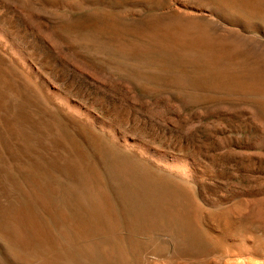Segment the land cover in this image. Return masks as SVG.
Instances as JSON below:
<instances>
[{"label":"rangeland","instance_id":"1","mask_svg":"<svg viewBox=\"0 0 264 264\" xmlns=\"http://www.w3.org/2000/svg\"><path fill=\"white\" fill-rule=\"evenodd\" d=\"M112 3L103 23L31 16L35 46L0 36V264L114 237L130 264H264V0ZM138 8L164 14L154 37L121 26Z\"/></svg>","mask_w":264,"mask_h":264},{"label":"water","instance_id":"2","mask_svg":"<svg viewBox=\"0 0 264 264\" xmlns=\"http://www.w3.org/2000/svg\"><path fill=\"white\" fill-rule=\"evenodd\" d=\"M74 6L66 5L67 11L58 16L55 6L50 7L43 3L42 0H8L5 5L0 8V30L5 37L16 45H31L35 43L29 39L32 35L27 24L31 16H42L47 20L69 23L78 19L98 20L100 22L113 21L110 16V9L115 8L113 0H78ZM134 15L127 21H119L121 26L126 30H136L143 33L144 37L152 38L159 30V19L164 16L158 12H154L147 8H138ZM135 38H138L136 36ZM37 40V39H36ZM41 43V41H36ZM41 47H45L42 43Z\"/></svg>","mask_w":264,"mask_h":264},{"label":"bare ground","instance_id":"3","mask_svg":"<svg viewBox=\"0 0 264 264\" xmlns=\"http://www.w3.org/2000/svg\"><path fill=\"white\" fill-rule=\"evenodd\" d=\"M0 36L5 37L4 33L1 30H0ZM131 164L129 163L128 165L121 164L119 166H117V165H114V166H115V170H117L119 172L123 171L122 173H125L129 176L134 177L135 178L134 183L136 185H139V183L142 184V181L145 182V179L147 181L148 178L147 177L145 178L143 173H141L140 171H137V167L135 165H131ZM165 164L172 171L174 170L177 174H180L183 177H186L188 179H192V180L195 179L196 180V178L200 176V172L197 168V165L194 164V162H182V161H178V160L176 161L175 160L169 164L168 163H165ZM117 171H115V172H117ZM147 183H151V182L149 181ZM151 187L154 188V187H157V185L153 184V185H151ZM140 188H142V187H140ZM129 200H130V198H129ZM136 202L137 201L135 200V198L131 199L130 205H131L132 209L138 205V203H136ZM141 204H142V202H141ZM154 205H155V203H154ZM90 207L94 210L93 217H96L97 219H99L101 222L103 221V223H104V221H106L105 220L106 216H105V213L103 211L102 202L99 199H94L92 201ZM263 214H264V212H263ZM142 216H143V213L140 211L138 212V214H136V213L133 214L134 222L137 226H140L141 224H143V221L140 218ZM106 226L108 228V231H110L109 233H111L113 236H115V234H116L115 227L116 226H114L113 222H111V221L108 222V224ZM115 238L116 237H114L113 240H111V241L107 240L105 242V244L100 245V246L99 245L95 246L94 244H91V243L86 244V245L82 246L78 252L79 256L78 255L77 256H78V258L80 257L79 261H75V260H72V258H70L71 260L67 261L66 263H61V264H80V263H82V264H130L129 255H128V253L126 254L125 249H123V246L126 243L124 244L120 239H118V238L115 239ZM129 244L131 245V242ZM135 245H136V243H135ZM125 247L127 249L126 245H125ZM126 251H128V250H126ZM68 252H69V250H68ZM70 254H72V253H70ZM99 259H101V260H99ZM37 264H39V263H37ZM40 264H42V263L40 262ZM54 264H60V263H54Z\"/></svg>","mask_w":264,"mask_h":264}]
</instances>
